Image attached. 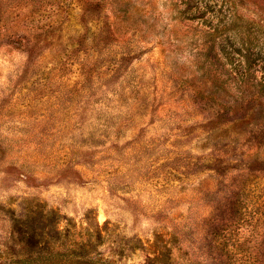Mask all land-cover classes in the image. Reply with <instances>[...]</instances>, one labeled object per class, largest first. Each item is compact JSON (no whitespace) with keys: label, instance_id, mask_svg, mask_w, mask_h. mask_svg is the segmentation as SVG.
Masks as SVG:
<instances>
[{"label":"rangeland","instance_id":"obj_1","mask_svg":"<svg viewBox=\"0 0 264 264\" xmlns=\"http://www.w3.org/2000/svg\"><path fill=\"white\" fill-rule=\"evenodd\" d=\"M209 1L0 0V264H264V0Z\"/></svg>","mask_w":264,"mask_h":264},{"label":"trees","instance_id":"obj_2","mask_svg":"<svg viewBox=\"0 0 264 264\" xmlns=\"http://www.w3.org/2000/svg\"><path fill=\"white\" fill-rule=\"evenodd\" d=\"M177 0V16L181 19H196L202 18L204 21L208 22V18L205 17L208 6H210V1L205 0ZM37 44H28V46L35 47ZM246 67L244 66V72H241L242 77H245V71H249L252 67V63L249 60L244 61Z\"/></svg>","mask_w":264,"mask_h":264}]
</instances>
